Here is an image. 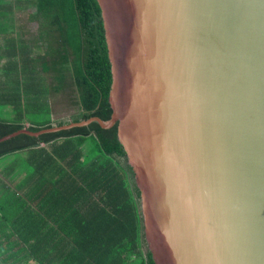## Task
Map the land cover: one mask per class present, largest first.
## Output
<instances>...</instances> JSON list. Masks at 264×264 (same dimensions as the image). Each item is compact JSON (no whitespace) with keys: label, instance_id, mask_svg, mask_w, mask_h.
Masks as SVG:
<instances>
[{"label":"water","instance_id":"95a60500","mask_svg":"<svg viewBox=\"0 0 264 264\" xmlns=\"http://www.w3.org/2000/svg\"><path fill=\"white\" fill-rule=\"evenodd\" d=\"M155 264H264V0H96Z\"/></svg>","mask_w":264,"mask_h":264},{"label":"trees","instance_id":"16d2710c","mask_svg":"<svg viewBox=\"0 0 264 264\" xmlns=\"http://www.w3.org/2000/svg\"><path fill=\"white\" fill-rule=\"evenodd\" d=\"M28 8L30 22L39 25L36 44L43 51L36 54L18 38L20 23L13 18ZM0 45V63L5 61L0 66L4 92L0 102L16 113L13 121L0 119V139L24 129L23 111L40 106L39 100L47 93L41 89L45 82L33 78L40 74L54 83L50 87L53 94L66 90L76 94L73 103L80 109L70 122L110 120L112 79L96 0H0ZM6 96L11 98L6 100ZM51 127L48 121L27 130L34 133ZM41 144L47 148H38ZM24 150L31 152L27 162L32 167L30 176H37L30 196L37 198L38 213L55 227L45 245V240L38 243L35 239L30 252L9 257L4 264H27L26 255L36 264H155L143 238L139 191L117 139V124L104 129L92 122L39 137L20 134L0 142V158ZM40 152L48 155L36 158ZM13 211L21 214L16 206ZM0 212L7 221L5 207L0 206Z\"/></svg>","mask_w":264,"mask_h":264},{"label":"crops","instance_id":"0c3cea01","mask_svg":"<svg viewBox=\"0 0 264 264\" xmlns=\"http://www.w3.org/2000/svg\"><path fill=\"white\" fill-rule=\"evenodd\" d=\"M3 64H5V61L1 60L0 66L2 67ZM37 72H40V70L38 69ZM38 76H42V74ZM47 80H49V77ZM37 82L43 84L42 80H38ZM41 89L47 91L49 94L42 95V98L39 100L40 106H35L36 111H44L43 113L45 115L43 118L34 119L33 122L27 119L28 112L26 113L23 111V117L25 118L22 119V123L25 129L39 126L48 121L51 126L55 124L59 125L61 121L60 118L58 119V117H55L57 103L53 101V97L50 96V88L48 89L45 84V87L43 86ZM36 90L38 91L40 89L37 88ZM3 93L0 86V94ZM71 94L73 93L71 92ZM10 98L11 96L5 97L6 100ZM76 100L77 97H75V101ZM24 107L25 103H22V108ZM0 119L3 121H13L16 119V113L13 111V108L3 102H0ZM38 148L46 149L47 147L41 144ZM47 151L48 150H46V152ZM46 152H40L35 156L36 158H42L48 155ZM30 156V150H24L12 156L0 158V206L5 207L7 214H9L7 215L8 220L5 221L3 214L0 212V264L10 261L14 255L21 252H25L26 250L30 252L34 246L33 241L35 239L38 243L41 239L45 240V245L49 232L55 227L50 219L38 213L35 202L37 198L30 196V192L35 186L37 178L36 175H33V177L30 176L32 167L27 165ZM26 170H29L27 174L25 173ZM21 172L22 174L19 175ZM15 206L20 208L19 212H21V214L17 215V213H14L13 209ZM9 257L11 259H9ZM25 259L27 264H36L28 255L25 256Z\"/></svg>","mask_w":264,"mask_h":264},{"label":"rangeland","instance_id":"374dc122","mask_svg":"<svg viewBox=\"0 0 264 264\" xmlns=\"http://www.w3.org/2000/svg\"><path fill=\"white\" fill-rule=\"evenodd\" d=\"M10 0H6V2H9ZM31 13V10L25 9L20 12H16L14 18V21L20 23V28L18 29V38H21L23 41H25L29 47H31V51L33 54L40 53L43 51V48H40L38 44H36L37 37L39 36V25L35 22H30L28 15ZM43 38H46L45 35H43ZM45 45V44H44ZM1 48V45H0ZM1 73V71H0ZM33 78L42 80L45 82L46 86L48 89L53 86V82L51 79H48L47 75H42V76H34ZM3 77L0 75V82H3ZM47 89V88H46ZM51 92V90H50ZM73 91L71 90H66V91H60L57 94H53L51 92L50 96L53 97V101H56L57 103V109H56V114L55 117L60 118L61 122H69L71 121L72 118H74L78 113V105L74 104L75 102V94H71ZM46 94H49L48 92ZM74 95V99H73ZM73 101V102H72ZM45 110V109H43ZM28 112V113H27ZM27 119L33 121L36 118H43L44 117V111L40 112L39 110L36 111V108L34 106H31L29 110H27ZM34 122V121H33ZM59 125L55 124L53 127H57ZM87 148H83L82 151L86 153ZM145 241V240H144Z\"/></svg>","mask_w":264,"mask_h":264}]
</instances>
